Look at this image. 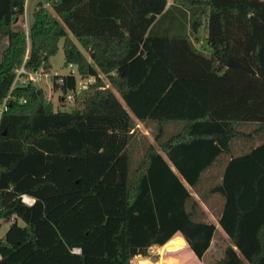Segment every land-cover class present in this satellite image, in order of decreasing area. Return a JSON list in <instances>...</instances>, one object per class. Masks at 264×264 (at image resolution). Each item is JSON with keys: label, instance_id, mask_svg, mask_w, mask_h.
Listing matches in <instances>:
<instances>
[{"label": "trees", "instance_id": "1", "mask_svg": "<svg viewBox=\"0 0 264 264\" xmlns=\"http://www.w3.org/2000/svg\"><path fill=\"white\" fill-rule=\"evenodd\" d=\"M26 1L0 0V222L16 220L0 264H133L155 246L161 264L202 260L219 233L189 188L204 201L205 174L246 136L240 123L264 131V0H46L28 31ZM176 8L190 35L181 21L158 27ZM202 28L211 55L194 45ZM61 40L66 64L95 79L76 93L63 77L71 112L14 85L23 65L50 70ZM137 121L157 124L159 149L146 145L133 168ZM168 122L182 126L165 139ZM209 192L224 198L230 241L214 264H264V141L231 157Z\"/></svg>", "mask_w": 264, "mask_h": 264}, {"label": "rangeland", "instance_id": "2", "mask_svg": "<svg viewBox=\"0 0 264 264\" xmlns=\"http://www.w3.org/2000/svg\"><path fill=\"white\" fill-rule=\"evenodd\" d=\"M39 3H46V0H27V4L29 5L28 9V20L25 22V29L28 31L29 24L33 20V11L38 6ZM168 8H174L173 0H169ZM179 9H174L175 15L173 17L169 16L164 19L158 27H167L172 25L173 22L176 24L178 21H181L185 26L189 25V15H183ZM206 36L207 31L205 28H202L198 34L199 41H194L195 47L201 51L206 53L207 55H211V51L207 49L206 46ZM7 40L5 39L0 44V60L2 57V52L7 47ZM80 49L85 53V55L89 58L88 53L79 45ZM70 65L66 64L65 54H64V40H61L59 43V51L56 56L51 59V69L47 71L46 75H43L40 82L35 83L34 86L40 87L45 90L47 95H50L49 101L53 103L55 111H63V112H71L75 107V102L63 101V93L60 90H57V85L60 83V79L65 76H69L71 74ZM74 75L76 76L79 82V73L76 67L73 68ZM106 83H108L105 80ZM87 90L82 91L85 93ZM137 124V132L135 134L136 142L131 148L132 152V166L136 167L137 163L140 159H142L144 154V147L146 145H153L155 148L159 149V144L157 142V124L149 123V127L145 126L141 122H136ZM182 123L178 122H168L165 126V139H169L172 136L176 135L181 130ZM238 130L244 133L246 136L235 139L231 143V151L229 154H223L217 163L212 167L213 175L216 176V180H207V177H204L202 183L200 185V189H202V197L206 200L211 193L209 192L211 187L220 183V173L224 172V169L227 163L230 161L231 157H237L249 152L253 147L259 145L264 141V131L261 130V127L258 123H240L238 126ZM193 192V191H192ZM216 198H219L222 201V207L224 206V198L221 195H213ZM216 217V216H215ZM19 226H24L22 220H18ZM11 225L8 221L0 222V239H2ZM222 231V230H221ZM225 235H217L214 239V243L212 244L210 251L205 255L204 259L201 261L202 263L198 264H214L220 259L224 257V251L227 248L226 242L228 239H225ZM161 247H152L147 256L142 258V261L138 260V264H161Z\"/></svg>", "mask_w": 264, "mask_h": 264}, {"label": "built area", "instance_id": "3", "mask_svg": "<svg viewBox=\"0 0 264 264\" xmlns=\"http://www.w3.org/2000/svg\"><path fill=\"white\" fill-rule=\"evenodd\" d=\"M70 67L72 69L71 74L74 75V71H73L74 66L70 65ZM46 74L47 72L44 69H41L37 72H28L25 69V66L23 65L17 71V77H16L14 85H28V84L35 85V83L40 82L43 75H46ZM78 76H79V82L77 83L76 93H81L82 91L87 90L90 84H92L95 81L93 77L92 78H82L80 75ZM63 84H64V78L62 77L60 79V83L58 84V89H57V90H60L62 93H63V90H62ZM74 96H75V91H68L66 94L63 95L62 100L73 102ZM9 99H10V96L0 106V120L2 118V115L8 110ZM22 201L28 206H32L35 203V199H33L32 197L26 196V195L22 197ZM9 223L10 225L15 224L16 220L12 218L9 221ZM76 252H80V250H76Z\"/></svg>", "mask_w": 264, "mask_h": 264}, {"label": "crops", "instance_id": "4", "mask_svg": "<svg viewBox=\"0 0 264 264\" xmlns=\"http://www.w3.org/2000/svg\"><path fill=\"white\" fill-rule=\"evenodd\" d=\"M28 9H29V5L27 4V1H26V10H25V22H27V20H28ZM28 23V22H27ZM29 26V25H28ZM184 33H186V34H188V35H190V27H189V25L188 26H185V32ZM44 90V89H43ZM44 92H45V90H44ZM45 94H46V92H45ZM46 97L49 99L51 96L50 95H47L46 94ZM173 169L175 170V168L173 167ZM212 169V168H211ZM211 169H209L208 171H207V173L205 174V176L204 177H207L208 178V181H210L212 178V176H213V174H212V172L214 171V170H212V171H210ZM221 174V176H220V181H221V179H222V173H220ZM212 181V180H211ZM190 189V191H191V193H192V195H193V197L198 201V203H199V205H200V208H201V211H202V213H203V215H204V217H205V219H206V221H208V222H211V223H214L215 225H216V227H217V230H218V233H219V235H221V236H223V235H225L222 231H221V228H220V225H219V217H220V214H221V211H222V201L219 199V198H216V196H213V195H211V196H209L206 200L204 199V201L203 200H201L200 199V197H199V195L195 192V191H193L191 188H189ZM193 191V192H192ZM216 216V217H215ZM177 235H181V234H177ZM176 236V235H175ZM225 239H228L227 238V236L225 235ZM214 243V240H213V242H212V244ZM226 244L228 245V244H230V241H229V239H228V242H226ZM212 246V245H211ZM211 248V247H210ZM191 250V249H190ZM209 251H210V249H209ZM208 251V252H209ZM207 252V253H208ZM205 257V256H204ZM193 261H191L193 264H198V263H202L201 261L204 259H202V260H199L196 256H195V254H193Z\"/></svg>", "mask_w": 264, "mask_h": 264}, {"label": "bare ground", "instance_id": "5", "mask_svg": "<svg viewBox=\"0 0 264 264\" xmlns=\"http://www.w3.org/2000/svg\"><path fill=\"white\" fill-rule=\"evenodd\" d=\"M142 258H143V257H140V256L135 257V258L133 259V261H132L133 264H138V262H139L138 260L142 261Z\"/></svg>", "mask_w": 264, "mask_h": 264}, {"label": "water", "instance_id": "6", "mask_svg": "<svg viewBox=\"0 0 264 264\" xmlns=\"http://www.w3.org/2000/svg\"><path fill=\"white\" fill-rule=\"evenodd\" d=\"M120 183L123 184L121 176H120Z\"/></svg>", "mask_w": 264, "mask_h": 264}]
</instances>
